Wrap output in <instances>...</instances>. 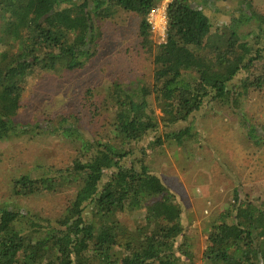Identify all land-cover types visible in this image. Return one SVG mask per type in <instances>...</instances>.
<instances>
[{
    "label": "trees",
    "instance_id": "trees-1",
    "mask_svg": "<svg viewBox=\"0 0 264 264\" xmlns=\"http://www.w3.org/2000/svg\"><path fill=\"white\" fill-rule=\"evenodd\" d=\"M159 1L0 0V140L57 133L76 152L65 167L13 176L14 200L67 195L50 213L10 201L0 206V264H195L183 207L151 171L147 147L165 141L160 125L186 122L212 103L239 113L245 135L260 139L242 107L264 91V14L238 0L224 10L229 24L215 25L206 12L210 0H172L166 41L158 45L145 17ZM121 10L138 17L151 85L113 80L101 100L88 99L91 117L108 115L101 131L82 130L68 113L45 124L16 120L28 82L85 66L97 53L99 23ZM232 20L253 29L241 33ZM189 127L164 137L184 145ZM151 134L150 144L139 146ZM226 204L206 225L201 263L264 264V196L244 198L234 185Z\"/></svg>",
    "mask_w": 264,
    "mask_h": 264
},
{
    "label": "rangeland",
    "instance_id": "rangeland-1",
    "mask_svg": "<svg viewBox=\"0 0 264 264\" xmlns=\"http://www.w3.org/2000/svg\"><path fill=\"white\" fill-rule=\"evenodd\" d=\"M237 1L210 0L206 12L212 23L229 24L233 17L224 15V10L232 8ZM251 2L264 14V0ZM231 24L241 33L253 29L250 23L238 25L232 20ZM99 30L97 53L85 66L67 73L34 77L28 82L16 120L27 126L45 124L48 119L68 113L72 115L70 120L79 118L82 130L101 131L108 115L91 117L88 99L101 100L113 80L125 86L137 80L151 85L153 65L139 44L138 17L121 10L114 18L100 22ZM90 94L93 97L89 98ZM243 104L244 114L258 126L259 140L245 135L239 113L226 105L212 103L203 106L186 122L166 128L160 125L158 134L165 141L159 146L147 147L151 171L162 178L183 207L182 223L196 255L195 264H203L200 254L206 225L215 214L224 211L234 185L241 188L244 198L256 201L264 196V91L251 93ZM156 113L159 115L160 110L156 109ZM187 126L192 135L184 145L176 146L164 137L170 130ZM152 136L139 146H148L154 139ZM75 154L73 141L57 133L0 140V206L10 201L23 209L47 213L56 210L64 204L67 193L14 200L10 193L12 178L20 173L38 176L49 169L65 167Z\"/></svg>",
    "mask_w": 264,
    "mask_h": 264
},
{
    "label": "built area",
    "instance_id": "built-area-1",
    "mask_svg": "<svg viewBox=\"0 0 264 264\" xmlns=\"http://www.w3.org/2000/svg\"><path fill=\"white\" fill-rule=\"evenodd\" d=\"M171 1L160 0L158 4L148 10L145 17L152 37L158 45L166 41L167 6Z\"/></svg>",
    "mask_w": 264,
    "mask_h": 264
}]
</instances>
